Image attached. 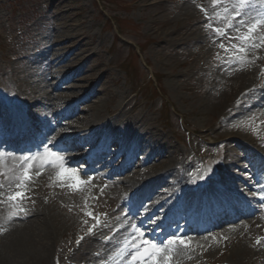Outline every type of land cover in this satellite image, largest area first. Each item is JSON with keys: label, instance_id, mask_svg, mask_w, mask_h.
Returning a JSON list of instances; mask_svg holds the SVG:
<instances>
[{"label": "rangeland", "instance_id": "374dc122", "mask_svg": "<svg viewBox=\"0 0 264 264\" xmlns=\"http://www.w3.org/2000/svg\"><path fill=\"white\" fill-rule=\"evenodd\" d=\"M53 1L0 0V105L3 107L16 106L19 101H23L28 91L33 89L37 92L38 88L42 87L36 86L38 81L30 76V72L35 65V56L41 55L49 42L47 33L37 27L39 20L48 25L58 23L53 18L43 20V16L48 15L47 5ZM108 1H117L122 9L118 13L124 20L127 31L119 41L113 38L116 29L106 28L107 16L111 15V12L100 14L95 0H59L52 4L53 7H58L60 15L67 11V17L61 20V25L71 24L74 28H81L83 34L79 33L77 36L90 37V46L85 48L84 59L66 60L59 65L57 71H67L69 75L63 82L64 88L48 92L50 103L55 101L56 95L61 92L68 95L73 89L76 95H79L77 97L85 98L86 92L94 86L95 78L105 72V80L96 88V92L107 88L116 95L119 92L127 93L129 87L125 82L126 74L120 69V65L127 61L131 47H136L138 42L147 41L150 44L144 51V58L151 66L152 72L161 78V91L159 96L151 95L152 88L147 83V75L139 74V69L145 68L142 66L144 59L141 58V62L139 60L134 64L139 78L134 77L133 80L136 102L133 106L135 111L130 113V116L143 114L149 127L155 131L161 130L162 132H158L162 135L177 131L176 133L181 135L180 141L184 144L185 141H190L193 149L202 148L205 143V139L198 138V126L211 125L212 131L209 135L219 139L225 138L226 131L234 130H247L256 137H264V109L257 115L234 118L232 122L227 123V129L215 128L218 121L223 123V116L228 109L234 108L233 102L237 98L235 94L238 90L243 86L247 87L252 81H257L259 76L264 74V55L261 56L257 50L263 40L264 25L258 26L247 41L243 40L244 36L249 35L247 28L262 17L257 18L251 9L243 11L240 17L238 8L241 0ZM257 2L259 0H244V6ZM232 4L237 10L230 13L229 5ZM111 7L116 6L113 4ZM216 29H219V32L215 31ZM49 38L52 39V36ZM241 48L251 52L254 57L252 63L241 56ZM253 48L257 50L259 58L255 56ZM91 53L95 56L89 59L88 55ZM53 54L63 55L64 51H50L48 58H54ZM201 62L205 63L204 66H200ZM249 63H254L252 66L255 75L240 83L235 77L239 78V72L244 76L243 68ZM73 74L76 75L73 77ZM85 76H89L90 80H83ZM32 82L36 85L32 86ZM77 97L73 96L75 99L72 100L77 101ZM112 98L113 96L109 98L107 95L93 94L89 99H85L89 100L88 102L80 100V107L88 105L94 110V119H91L94 122L101 116L107 117V113L111 114V109L118 103L117 98ZM92 102L93 105L90 104ZM162 126L164 128H161ZM185 132H188L189 136ZM168 142L175 146L172 143L173 137ZM261 185L264 188V184ZM94 187L95 199L90 201L91 207L96 212H107L110 206L107 204L106 189L101 188L99 184ZM38 192L42 195L44 203L56 213L53 226H63V220L68 219L66 214L70 217V211L76 207L70 201L57 198L58 194H52L55 198L46 190L38 189ZM20 206L13 207L15 212ZM258 214L263 220L262 223L257 224L254 229L243 231L240 236L233 235L229 239L234 245L239 242L241 250H245L246 255L243 257V254L238 252L235 254V260H239L240 264H258L259 258H251V255L258 251L259 242L264 239L260 236V229L264 228V202ZM57 252L55 250L56 254ZM46 259L42 264H53L52 251ZM30 262L28 263L40 264L35 259ZM224 262L229 261L225 259Z\"/></svg>", "mask_w": 264, "mask_h": 264}, {"label": "bare ground", "instance_id": "6f19581e", "mask_svg": "<svg viewBox=\"0 0 264 264\" xmlns=\"http://www.w3.org/2000/svg\"><path fill=\"white\" fill-rule=\"evenodd\" d=\"M51 9L48 8L47 13L53 14V12L50 11ZM57 14L58 10H56ZM54 33L57 34V37L59 38V43L67 42V46L70 48L76 47L75 50H68V54H71L75 57H81L82 53L84 52V49L89 48V37L83 36V40L77 43L78 38L76 37L79 33L81 34L80 30L77 31L75 29L72 30H64V31H54ZM261 51L264 53V43L261 44ZM66 49L65 46L60 47V51ZM54 51H57V48L53 49ZM46 55L44 54L41 59L37 61V70L34 74H38L40 72V69H43V58ZM57 58L49 63L50 69L46 72V80H44L43 83H45V89L47 91H54L56 89H62V80L65 75L64 72L62 73H56L54 72V68L56 64L60 63L61 56H57L54 54ZM245 74L248 76L252 75V72L254 71V68L252 67H246L244 69ZM240 76V74H239ZM247 76V77H248ZM45 78V77H44ZM238 78V76H237ZM240 81L244 79V76L241 75L238 78ZM50 89V90H49ZM44 96V94H42ZM48 93L45 92V96H47ZM263 99H264V95ZM46 98V97H45ZM44 97H40L36 99L34 97L33 93H30L28 96L27 103L29 105V102L31 100H36L35 105L30 107L31 115L35 109H39L42 104L45 102ZM68 96L60 93L57 95L56 102L57 107H55L51 114L54 115L53 119L54 122L57 123L58 128L55 129V133L53 136H48L47 138L42 137L38 138V144L40 147L47 146L49 144V141H51V145H49V148L52 151H61L65 148L69 147H76L79 146L81 151H87V149L91 148L93 151V148L99 149L98 147L94 146L92 142L89 141V132L82 129V127H74L71 123L78 122L80 125H84L85 120H81L80 118H74V120H67L66 117L68 116V113L64 117V112H61L63 110V105L65 102V105L68 106L69 103H71L70 100H68ZM257 103V100H253L252 104L254 105ZM258 104V103H257ZM244 108L241 106L237 110H243ZM43 111H46L43 108ZM37 114L41 112V110L35 111ZM61 112V113H60ZM56 113H60L57 116H55ZM77 119V120H76ZM112 120V119H111ZM114 122L121 123L122 118L121 117H115V120H112ZM30 120H26V124L29 123ZM19 122L14 121L13 125H16ZM110 123L109 120H103V124ZM141 125V124H140ZM129 127H131L135 132L140 131V129H143L145 131V135L143 136L145 140H148L152 142L154 145L153 149L147 150L143 152V162L152 163L141 170L139 172L137 169L131 168L132 166V156L129 159L128 162H126L125 165L122 164L121 168H119L117 171L121 174L128 171L127 176H125L124 181L121 183L123 186L122 191L119 192L121 195H125V199L123 202H120L118 204V214L124 215L126 214L127 222L132 223V225L137 226L140 231H148L149 235L147 236L151 240L158 239L160 241V247H164L167 244L168 239L172 238L173 236L181 234V230L187 225L186 233L189 235L185 236L187 237L186 240L189 243V250L188 253L177 249L175 246L173 247L172 251L170 253L173 254V264H194L196 263V256L197 254H200L202 251H206L213 253L214 248L209 249V244L207 242V236L205 235L206 232L212 231V236L215 238V242L217 240V236H222L226 239H229L232 234L237 233L239 231H242L244 228L253 229V226L255 224L252 223L250 220H243L239 223H233L230 225H227V227L221 228L220 231H214L216 228H219V226H223L224 221H215L210 220L208 217L205 216H196V213L194 212V208L198 209L201 206V202L199 200H196L194 205H191L190 208H184V206H181L177 209L176 214L173 217H169L166 222L159 223L158 221L152 220V215L148 214L149 205L143 203L144 199L148 198L156 189L160 188H166L170 182H173L175 186H178V182L175 181V177L173 174H169V170L171 168V150L172 147L169 145H162L159 142V136L154 133L151 130H148L146 125L144 126H138L134 125V122L129 124ZM102 128V127H99ZM13 130L9 133V136L13 138L17 142V139L19 142H21V139H26L27 134L22 132L20 129L12 128ZM72 129L73 131H77L78 136L76 138L78 139V142L75 143V141L71 142H62L57 144L56 141L60 139L62 136L67 135ZM8 131V122L6 121H0V144H2L3 140L2 137L4 136L5 132ZM75 138V140H76ZM116 138V137H115ZM117 138H121V140L116 142V147L118 148L117 152H122L123 154L127 153V149L131 147V142L127 140L126 136H121ZM110 137H107V141L109 142ZM161 139V138H160ZM15 144V143H14ZM13 144V145H14ZM102 144V143H101ZM76 145V146H74ZM7 146L13 150V147L10 143H7ZM114 146V145H113ZM17 147V150H22L24 148V145L21 143ZM56 147V148H55ZM111 149L110 146H107L106 151L108 152ZM10 152V151H9ZM11 153V152H10ZM14 154V153H13ZM58 155V154H57ZM133 155H136V152H133ZM60 156V155H58ZM106 156V154H104ZM106 158V157H105ZM20 160L15 159L14 162L19 164ZM45 157L39 156L34 160V163L36 166L34 167V172L37 174L36 180H47L50 185L56 186V184L59 182L57 180V172L59 171L58 167H54L50 164L44 163ZM68 161V160H66ZM113 161L105 162V159L102 157L99 164H96L93 161H89L84 163V167L82 168H75L70 169L72 171H81V173L84 174V176H87L86 178H79L81 181L84 182H90V180H95L98 178V174L100 170L102 169H109L113 165ZM13 161H8L7 166L4 167L3 170H0V174L3 175V177L0 178V196L2 197L1 203L8 202L5 199V196L9 195L8 191H12L13 189L17 188L16 185L20 182L21 176H16L15 171L23 170L27 168L25 164H20L17 168V166H14L12 163ZM129 167V169H128ZM116 171V174H117ZM30 172V171H29ZM150 178L156 179L155 181H152L151 183L147 184L146 186H143L141 191L139 193H135V190L137 187H140L142 182L144 180H149ZM31 180V182L36 181ZM142 181V182H141ZM180 181V180H179ZM27 182V181H26ZM43 183V182H41ZM44 184V183H43ZM23 188L27 189V186H24ZM125 193V194H123ZM127 193V194H126ZM111 196H114V194H111ZM134 197V198H132ZM170 199H164L162 200L160 197L153 198V203L156 206V210H158L159 207H168L171 205H174L175 202H169ZM119 202V201H118ZM231 202V201H228ZM226 202V203H228ZM9 208H4L3 210H7ZM48 211V209H47ZM47 211H44L43 204L37 205L32 208L31 212L28 214H25L24 217L26 219H30L28 221L27 226L21 228V222L16 219H7L4 217L5 213L1 214L0 212V220H4L2 222V225L0 227V264H27L30 262V260L35 259L38 263L42 264V262L46 259L47 255L49 254L51 248L54 246L53 240H52V232L54 228L49 223L48 219L45 218L44 212L47 213ZM126 211V212H124ZM246 212V211H245ZM52 213V212H51ZM247 214H249L247 212ZM246 215V213H242L241 217ZM23 218V219H25ZM19 219V218H18ZM52 222L54 218H51ZM220 224V225H219ZM56 227V226H55ZM164 229V231H163ZM191 234V235H190ZM211 236V237H212ZM108 243L103 242L99 248L102 250H106ZM215 243L212 245L214 246ZM87 249V248H86ZM84 249V250H86ZM197 249V250H196ZM82 250V251H84ZM196 250V251H194ZM237 249H234L230 255V258H233V253ZM4 251H7V253H4ZM238 253L242 254V251L240 250ZM7 254V256H5ZM9 258V259H8ZM159 259L163 260V255L159 257ZM31 263V262H30ZM29 264V263H28ZM138 264V262H136ZM144 264H147V259L145 260ZM171 264V262H169Z\"/></svg>", "mask_w": 264, "mask_h": 264}, {"label": "snow or ice", "instance_id": "6c2138e0", "mask_svg": "<svg viewBox=\"0 0 264 264\" xmlns=\"http://www.w3.org/2000/svg\"><path fill=\"white\" fill-rule=\"evenodd\" d=\"M241 8L244 7V0H241ZM236 15H239V12L236 13ZM235 18V17H234ZM264 25V16L262 18L256 20L254 23L251 24L250 27L247 28V32L249 35H246L243 37V40L247 41L252 34H254L258 28V26ZM215 31L219 32V29H216ZM223 47V46H222ZM239 51H243V49H239ZM52 142L49 141V144ZM44 157L45 161L44 163L50 164L54 167H58L59 171L57 172V180L60 182L64 181H70L67 186L76 188L78 185L83 184L84 181H81L78 176H76L75 172L65 168L62 164V158L57 155L56 152L51 151L48 146H45L44 149ZM29 158L25 157V160L27 161ZM30 179L29 176V168H25L23 172V176L20 180V182L16 185L18 189H21L25 186V182ZM261 193H264V189H261ZM25 198V193L22 191H16L14 194L9 195L7 197V200L9 202H15L17 200H22ZM261 200H264V194L260 196ZM18 212H24V209L18 208ZM88 216H92L93 214L91 212L86 213ZM100 221L98 218H96V224L99 225ZM133 231L136 233V235L132 238L130 243L135 245V241L137 239H142L143 233L140 232V229L133 225ZM89 233L93 231L92 228H89ZM82 239V238H81ZM79 243V241H77ZM128 243V242H126ZM177 244L179 245H185L186 241L184 239L178 238L173 236L172 238L168 239L167 244L164 247L157 246L156 244L151 243L150 241L147 240H142V244L139 246H136L137 250L135 255L132 256L131 261H129V264H144L145 260L147 259V264H169V255L167 253H170L173 249L174 246ZM142 248V250H141ZM123 251V250H122ZM163 255V260L161 261L159 257Z\"/></svg>", "mask_w": 264, "mask_h": 264}]
</instances>
